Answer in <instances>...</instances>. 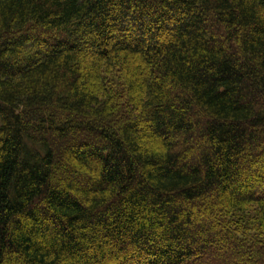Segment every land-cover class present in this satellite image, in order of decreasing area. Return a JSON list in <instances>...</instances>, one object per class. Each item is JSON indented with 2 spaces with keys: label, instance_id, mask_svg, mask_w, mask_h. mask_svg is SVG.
<instances>
[{
  "label": "trees",
  "instance_id": "obj_1",
  "mask_svg": "<svg viewBox=\"0 0 264 264\" xmlns=\"http://www.w3.org/2000/svg\"><path fill=\"white\" fill-rule=\"evenodd\" d=\"M0 264H264V0H0Z\"/></svg>",
  "mask_w": 264,
  "mask_h": 264
}]
</instances>
